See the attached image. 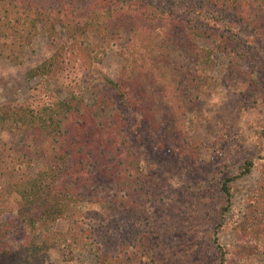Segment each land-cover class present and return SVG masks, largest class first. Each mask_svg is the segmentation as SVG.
<instances>
[{"label":"trees","instance_id":"obj_1","mask_svg":"<svg viewBox=\"0 0 264 264\" xmlns=\"http://www.w3.org/2000/svg\"><path fill=\"white\" fill-rule=\"evenodd\" d=\"M234 18L264 39V0H0L1 58L22 65L41 30L54 38L60 27L68 37L28 72L40 79L28 99L0 104V126L17 134L13 143L0 137V217L14 195L20 199L17 218L0 223V264H47L54 248L67 250L70 260L77 249L90 250L91 264H185L189 249L163 254L139 232L114 250L104 247L86 225L92 214L87 206L148 216L167 180L144 141L161 132L159 152L175 132L163 129L164 105L174 100L166 90L179 76L161 59L177 46L192 49L195 37L214 39L235 57L249 55L232 38ZM161 36L172 43L166 46L171 51L156 41ZM109 52L128 62L117 79L93 71ZM178 120L184 123L182 115ZM193 149L181 144L170 151L182 157ZM233 180L221 181L225 211L232 204ZM62 221L66 231L58 227ZM244 233L241 249L258 246L264 224L253 223ZM211 240L219 264H229L232 248L216 233Z\"/></svg>","mask_w":264,"mask_h":264},{"label":"rangeland","instance_id":"obj_2","mask_svg":"<svg viewBox=\"0 0 264 264\" xmlns=\"http://www.w3.org/2000/svg\"><path fill=\"white\" fill-rule=\"evenodd\" d=\"M176 2L185 0H170L172 4ZM234 21L236 36L232 38L235 44L240 42L239 51L243 48L249 55L235 57L224 47L218 49L214 39L195 37L192 49L177 46L161 59L179 76L170 90H166L168 97L174 100L164 105L163 129L175 132L168 146L158 148L159 152L156 149L161 142V132L151 137L147 135L144 146L158 162V171L167 181L147 217L123 208L87 206L92 214L86 225L94 229L95 239L104 247L114 250L122 240L139 232L147 234L149 241L163 254L184 247L189 249L191 254L185 264H202L203 261L219 264L211 240L216 233L223 245L232 248V253L228 254L229 264H264V235L259 238L258 246L248 244L241 249L238 243L245 239L247 226L264 224V39L255 36L243 21L235 18ZM56 30L54 38L41 30L26 50L22 65L0 57V104L24 102L31 96L40 79L30 78L28 72L68 40L60 27ZM224 32L226 37L228 31ZM162 37L156 41L159 40L164 52L171 51L166 46L172 43ZM192 54L203 62H197ZM127 63L117 53L109 52L101 63L94 65L93 71L95 75L117 79ZM58 90L57 95L64 97L65 91ZM180 115L184 119L182 125L178 120ZM16 135L8 131L7 126H0L3 140L13 143ZM181 144L195 149L182 157L170 151ZM194 154L198 157L193 158ZM248 161L253 164L246 173L243 170ZM38 169L35 167L34 174ZM220 170H224L221 178L215 179ZM226 176L234 178L232 204L227 211V200L220 191L221 181ZM19 207L20 199L14 195L0 223L17 218ZM58 227L66 231L68 223L62 221ZM257 231L255 228L254 233ZM67 253L60 248L50 250L47 264H91L95 260L87 249H77L72 260Z\"/></svg>","mask_w":264,"mask_h":264}]
</instances>
